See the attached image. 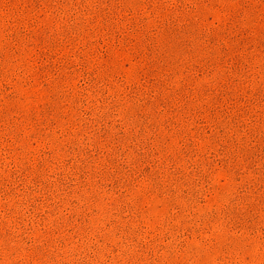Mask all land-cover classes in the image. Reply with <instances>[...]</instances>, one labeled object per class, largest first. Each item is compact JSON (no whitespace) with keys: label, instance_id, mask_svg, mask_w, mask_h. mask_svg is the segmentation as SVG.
<instances>
[{"label":"rangeland","instance_id":"obj_1","mask_svg":"<svg viewBox=\"0 0 264 264\" xmlns=\"http://www.w3.org/2000/svg\"><path fill=\"white\" fill-rule=\"evenodd\" d=\"M0 264H264V0H0Z\"/></svg>","mask_w":264,"mask_h":264}]
</instances>
